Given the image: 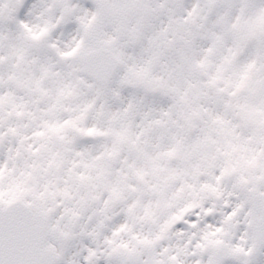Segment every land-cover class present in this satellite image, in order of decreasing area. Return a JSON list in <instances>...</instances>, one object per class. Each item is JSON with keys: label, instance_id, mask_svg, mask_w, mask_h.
Returning <instances> with one entry per match:
<instances>
[{"label": "snow or ice", "instance_id": "obj_1", "mask_svg": "<svg viewBox=\"0 0 264 264\" xmlns=\"http://www.w3.org/2000/svg\"><path fill=\"white\" fill-rule=\"evenodd\" d=\"M0 264H264V0H0Z\"/></svg>", "mask_w": 264, "mask_h": 264}]
</instances>
